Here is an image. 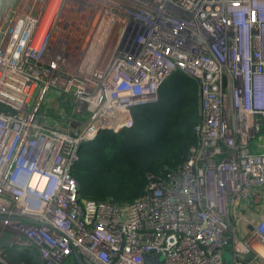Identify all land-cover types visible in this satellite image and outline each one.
<instances>
[{"label":"built area","instance_id":"built-area-1","mask_svg":"<svg viewBox=\"0 0 264 264\" xmlns=\"http://www.w3.org/2000/svg\"><path fill=\"white\" fill-rule=\"evenodd\" d=\"M65 9L82 21L76 60L51 44ZM176 71L198 86L185 160L130 204L82 198V149L132 128ZM5 233L0 264L12 249L40 264H264V0H17L0 28Z\"/></svg>","mask_w":264,"mask_h":264},{"label":"trees","instance_id":"trees-1","mask_svg":"<svg viewBox=\"0 0 264 264\" xmlns=\"http://www.w3.org/2000/svg\"><path fill=\"white\" fill-rule=\"evenodd\" d=\"M159 100L133 110L134 125L115 133L104 130L82 149L72 170L82 198L127 205L140 197L147 176L176 169L197 143L198 86L182 71L162 85ZM11 264H40L30 249H12Z\"/></svg>","mask_w":264,"mask_h":264},{"label":"rangeland","instance_id":"rangeland-1","mask_svg":"<svg viewBox=\"0 0 264 264\" xmlns=\"http://www.w3.org/2000/svg\"><path fill=\"white\" fill-rule=\"evenodd\" d=\"M81 23V18L77 17L76 14H71L70 11L65 9L57 23L56 30L52 35L51 44L59 43V45H65L68 52L75 57V60L79 57L77 51L80 49L81 45L83 46V30ZM54 118L56 120L62 119L58 114H55ZM231 255L230 250L225 251L227 260L231 259Z\"/></svg>","mask_w":264,"mask_h":264},{"label":"water","instance_id":"water-1","mask_svg":"<svg viewBox=\"0 0 264 264\" xmlns=\"http://www.w3.org/2000/svg\"><path fill=\"white\" fill-rule=\"evenodd\" d=\"M17 0H0V28L5 20V18L10 13L11 9L15 6ZM12 235L10 233H5L1 240H0V246L1 247H9L11 241H12ZM162 257L156 256H146L145 260L147 264H158Z\"/></svg>","mask_w":264,"mask_h":264},{"label":"bare ground","instance_id":"bare-ground-1","mask_svg":"<svg viewBox=\"0 0 264 264\" xmlns=\"http://www.w3.org/2000/svg\"><path fill=\"white\" fill-rule=\"evenodd\" d=\"M261 252H263L261 249H259Z\"/></svg>","mask_w":264,"mask_h":264}]
</instances>
